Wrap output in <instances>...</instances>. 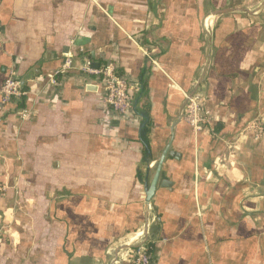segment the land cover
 <instances>
[{
    "label": "crops",
    "instance_id": "1",
    "mask_svg": "<svg viewBox=\"0 0 264 264\" xmlns=\"http://www.w3.org/2000/svg\"><path fill=\"white\" fill-rule=\"evenodd\" d=\"M66 55L114 63L132 109L76 70L50 85ZM10 68L27 91L0 109V264H131L141 241L153 264H264V138L246 130L264 124V0H0V86Z\"/></svg>",
    "mask_w": 264,
    "mask_h": 264
},
{
    "label": "built area",
    "instance_id": "2",
    "mask_svg": "<svg viewBox=\"0 0 264 264\" xmlns=\"http://www.w3.org/2000/svg\"><path fill=\"white\" fill-rule=\"evenodd\" d=\"M76 70L84 75L95 76L104 87L102 102L114 113L123 115L133 107V100L130 91L133 89L128 80L119 74L114 63L105 62L98 68L93 69L90 61L85 62L80 67H74L71 56L66 55L62 66L53 74L48 76L50 85L58 84V79L65 77L69 71ZM197 83L194 91L188 95L184 103L183 120L194 130L199 131L211 123L209 112L204 109V96L197 92ZM26 91L21 87V78L15 68L8 69L7 75L0 86V109L5 111L8 107L14 106L25 97ZM21 118H27L28 111L21 109ZM252 133L254 139L264 138V124L253 122L247 129ZM146 224V229H147ZM141 235L140 233L136 234ZM149 248L144 242L133 249L127 251L131 264H153Z\"/></svg>",
    "mask_w": 264,
    "mask_h": 264
},
{
    "label": "water",
    "instance_id": "3",
    "mask_svg": "<svg viewBox=\"0 0 264 264\" xmlns=\"http://www.w3.org/2000/svg\"><path fill=\"white\" fill-rule=\"evenodd\" d=\"M25 81H26V78L21 79V87L22 88H24V86H25ZM159 171H160V168L157 170L156 176H155V178L151 184V187L149 188V191L147 192V197H146L147 203H150V201L153 197V194L155 192V188H156V184H157V180H158V176H159Z\"/></svg>",
    "mask_w": 264,
    "mask_h": 264
},
{
    "label": "trees",
    "instance_id": "4",
    "mask_svg": "<svg viewBox=\"0 0 264 264\" xmlns=\"http://www.w3.org/2000/svg\"><path fill=\"white\" fill-rule=\"evenodd\" d=\"M7 72H8V70H7ZM7 72L5 73V77H6V75H7ZM5 77H4V79H5ZM3 81H4V80H3ZM23 91H27V87H24V88H23ZM24 101H25V99L22 98L21 101H19V102L17 103V108H23ZM208 126H209V125H208ZM208 126H205L204 128H207Z\"/></svg>",
    "mask_w": 264,
    "mask_h": 264
},
{
    "label": "bare ground",
    "instance_id": "5",
    "mask_svg": "<svg viewBox=\"0 0 264 264\" xmlns=\"http://www.w3.org/2000/svg\"><path fill=\"white\" fill-rule=\"evenodd\" d=\"M115 262V259L113 258L112 260H111V263H114Z\"/></svg>",
    "mask_w": 264,
    "mask_h": 264
}]
</instances>
